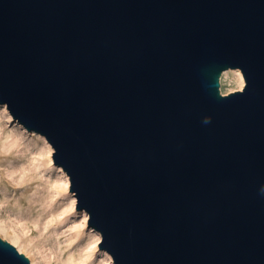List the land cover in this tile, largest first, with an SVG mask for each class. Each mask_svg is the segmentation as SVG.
Masks as SVG:
<instances>
[{"label":"water","instance_id":"water-1","mask_svg":"<svg viewBox=\"0 0 264 264\" xmlns=\"http://www.w3.org/2000/svg\"><path fill=\"white\" fill-rule=\"evenodd\" d=\"M0 104L112 264H264V0H0Z\"/></svg>","mask_w":264,"mask_h":264},{"label":"rangeland","instance_id":"rangeland-1","mask_svg":"<svg viewBox=\"0 0 264 264\" xmlns=\"http://www.w3.org/2000/svg\"><path fill=\"white\" fill-rule=\"evenodd\" d=\"M220 85L226 96L244 82L231 70ZM52 154L44 137L26 132L0 104V239L30 264H112L98 250L101 237L86 225L87 214L75 211L69 179L50 162Z\"/></svg>","mask_w":264,"mask_h":264},{"label":"bare ground","instance_id":"bare-ground-1","mask_svg":"<svg viewBox=\"0 0 264 264\" xmlns=\"http://www.w3.org/2000/svg\"><path fill=\"white\" fill-rule=\"evenodd\" d=\"M50 162H52V160H50ZM15 242L16 241L12 242V244L15 245ZM18 251L21 253V251L19 249H18ZM105 256H106V254H105Z\"/></svg>","mask_w":264,"mask_h":264}]
</instances>
